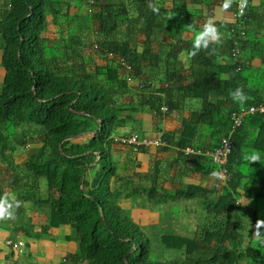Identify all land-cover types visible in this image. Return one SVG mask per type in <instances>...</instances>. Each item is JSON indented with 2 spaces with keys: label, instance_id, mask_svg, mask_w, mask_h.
<instances>
[{
  "label": "trees",
  "instance_id": "trees-1",
  "mask_svg": "<svg viewBox=\"0 0 264 264\" xmlns=\"http://www.w3.org/2000/svg\"><path fill=\"white\" fill-rule=\"evenodd\" d=\"M98 1L87 3L92 6L90 13L70 18V23L80 28L89 26L93 19L99 21L101 34L107 37L103 47L122 58L136 75L143 55L131 52L128 43L111 38L118 26L129 20L127 13L112 12L109 3ZM135 1L140 7L139 0ZM69 6L70 0H0L1 173L3 176L9 173L5 186L15 191L17 199L22 201L16 214L24 216L25 203L33 207L42 205L47 208L49 221L45 227L69 224L71 238L77 244L72 255L73 264H264V240L252 233L258 212L254 211L250 227L243 224L245 210L240 206L242 191L239 190L243 188L245 195H254L264 202V185L255 193L244 187L242 180L248 173L243 164L247 162L235 159L236 152L247 147L240 142L246 135L253 143L256 141L246 125L264 127V115L246 114L232 130V116L241 108L264 105V97L253 100L248 97L249 101L239 103L230 95L237 87L245 90L243 85L249 81L244 72L245 60L254 57V50L245 48L246 39L240 41L238 38L237 25L232 28L234 34L227 43L229 62L226 68L213 61L220 54L208 58V62L191 63L192 78L183 89L184 96L200 100L201 107L185 123L181 142L195 144L194 127L198 126L204 127L214 140L209 150L217 148L222 137H230L232 147L225 164L228 178L223 181L224 192L202 201L205 220L189 234L166 232L155 240L120 206L122 196H132L133 189L128 188L131 182L125 181V187L117 186L124 178L117 176L115 164L107 161L113 135L127 120L126 109L119 99L124 94L130 95L129 84L135 78L133 75L118 78L116 67L111 66L97 68L93 74L86 70L88 62L81 65V70H62L60 60L68 65L67 61L73 63L72 60L81 58L77 51L79 38L74 33L78 28L63 43L53 46L45 44L42 33L49 16L56 25L61 18L66 20L62 11H67ZM121 7L126 10L124 4ZM247 17L246 13L241 21ZM151 33L152 30L143 32L147 44ZM234 44H238L240 55H232ZM257 51V56L264 58V46ZM101 73L107 77L105 82ZM171 86L162 91L169 92ZM139 89L146 88L140 84ZM143 100V104H149L150 110L156 113L162 102L167 108L177 105L169 95L164 98L151 95L148 101L144 97ZM128 114L131 116L132 111ZM87 133L91 135L87 142L72 141ZM256 137L259 139L262 135ZM27 143H40V147L25 162L16 164L13 157L18 154L17 147L24 148ZM258 149L264 150V145ZM95 161L96 164L88 169ZM14 166L18 170L13 172ZM41 181H44L43 187ZM5 186L1 185V193L5 192ZM143 190L145 197L150 199L153 187ZM197 192L203 191L192 187L182 196L191 199ZM14 227L30 234L29 227L22 224Z\"/></svg>",
  "mask_w": 264,
  "mask_h": 264
},
{
  "label": "crops",
  "instance_id": "crops-1",
  "mask_svg": "<svg viewBox=\"0 0 264 264\" xmlns=\"http://www.w3.org/2000/svg\"><path fill=\"white\" fill-rule=\"evenodd\" d=\"M91 1L70 0L71 7L69 6L67 11H62L66 14V20L61 18L60 23L56 25L52 24L49 16L42 37L47 46H53L63 43L70 37L73 30L78 28L79 31L74 33L79 38L77 51L81 58L72 60L73 63L67 61L68 65L60 60L62 70H81V65L88 62L86 70L93 74L97 68L102 70L111 66L116 67L118 78H125L128 75H133L135 78L129 84V88H132L130 95L124 94L119 99V103L126 109L124 112L127 119L126 125L119 128L114 135L136 134L141 138L159 139L160 142L157 145L142 144L136 147L113 142L109 145L107 161L115 164L117 176L123 177V182H131L128 188L133 189L135 197L122 196L119 200L120 206L130 212L131 219L143 227L151 224L162 225L168 216L162 213V206L167 204L165 195H174L173 200H179L181 197L189 202L216 198L224 192L225 184L213 175L216 169L208 155L212 151L209 148H212L214 140L204 127H194L195 144L181 142L185 123L189 122L193 113L199 112L201 107L200 100L186 98L183 89L192 78L191 63L208 62V58L212 59L215 54H220L213 61L226 68L229 62L226 56L227 43L233 34L231 29L237 25V35L240 41L246 39L247 47L245 48L249 51L254 50V57L249 56L250 59L245 60L244 72L249 81L243 85L244 91L251 98L249 100L264 97V86L258 85V82L264 83V58L257 56V48L264 46L262 42L264 40V0H249L248 17L243 22L241 19L236 23L232 21L233 3L229 9L225 10L221 7V0H139L140 7L136 5L135 0H99L103 4L109 3L112 6V12L118 10L117 14L127 13L129 20L120 24L111 38L119 43H128L131 52L143 55L138 62L136 75L133 72L134 69L125 64L122 58L111 54L103 47L102 43L107 40V37L101 34L99 21L93 19L89 26L80 28L75 23H70V18L77 19V17L90 13L92 6L87 3ZM122 4L126 10L122 9ZM153 4L159 6V12L153 10ZM209 17H215V22L220 25V30L224 33L222 42H212L209 48H201L194 56L188 55L193 46L194 29H199ZM147 18H149L148 21L144 20ZM145 30H152L148 44L143 34ZM262 35L263 38H261ZM233 48L238 49L239 55L241 54L238 44H234ZM172 51L175 53L173 52L174 54L170 57ZM244 54L247 53L244 51ZM102 76V81L105 82L107 77L104 74ZM110 76L114 78L113 72ZM226 77L227 74H224L223 78ZM1 81L2 79L0 83ZM140 84L146 89L140 90ZM169 85H172V90L167 93L162 91ZM151 95H158L161 98L169 95L177 105L167 108V105L162 102L161 107L165 106L167 111L159 110V113H156L150 110L149 104H143V97L148 101ZM138 106L142 108L140 112L136 109ZM144 107L146 109L143 110ZM131 111L130 116L128 112ZM237 126L233 125L232 130ZM246 128L249 134L256 138V141L253 143L252 138L246 135L240 142L246 144L247 147L242 148L240 153L264 145V127L246 125ZM258 134L262 135L259 139L256 137ZM90 137L88 133L82 134L73 138L72 141L85 143ZM39 147L40 143H27L24 146L26 151L16 154L13 157L14 162L16 164L25 162ZM186 148H191L194 152L186 153ZM240 153L236 152L235 155L238 161L242 160ZM96 162L91 163L88 169ZM243 165L244 167L247 165L248 174L242 180V185L255 193L264 185V164L257 161ZM1 168L3 169V165H1L0 158V193L1 185H7L10 177L9 173L3 176ZM145 187L154 189L150 199L145 197L146 192L143 190ZM192 187H198L203 192H197V195L191 199L183 197L182 195L189 193ZM4 191L12 192L6 186ZM240 197V206L245 210L243 212L244 225L250 227L254 211L258 212L252 233L254 237L260 238L255 235V232L257 221L264 219V202L257 200L254 195H245L243 191ZM138 201L142 203L139 204ZM24 207L26 217L21 213L16 214L15 218L6 219L11 224L0 222V264H73L72 255L77 250V244L71 238L70 225L60 223L45 227L49 222L46 207L42 205L33 207L30 203H25ZM25 219H28L29 227L32 228L34 234L26 235L14 227L18 224L25 227ZM260 231L264 234V226H261ZM9 241H23L24 244L19 251L7 245Z\"/></svg>",
  "mask_w": 264,
  "mask_h": 264
},
{
  "label": "clouds",
  "instance_id": "clouds-1",
  "mask_svg": "<svg viewBox=\"0 0 264 264\" xmlns=\"http://www.w3.org/2000/svg\"><path fill=\"white\" fill-rule=\"evenodd\" d=\"M232 3L233 0H222L221 7L227 10L232 6ZM152 7L154 11L156 12L160 11L159 6H157L156 4H153ZM241 7L242 8L244 7V0H242L241 2ZM234 23H236V21H234ZM231 33L234 34V31L232 29H231ZM223 35L224 33L220 30V25H218L215 22V17H209L199 29H194V38L192 41L193 46L188 52V55L194 56L196 55L197 52L201 50V48H205V49L209 48L212 42L221 43ZM230 95L234 101L239 103H244L248 99V95L242 87L235 88L233 91L230 92ZM122 136H126V135H122ZM241 158L246 162L252 163L259 161L261 162V164H264V150L258 148H253L250 151L246 150L242 153ZM244 170L247 171V165H245ZM213 175L216 176L221 175L220 170L218 169L214 170ZM241 191H244V189L241 188ZM21 203L22 201L17 199L16 194L14 192L0 193V220L15 218L16 209L21 205ZM261 226H264V219H259L257 221L256 224L257 230L255 232V235L259 236L262 240H264V234H262L260 231Z\"/></svg>",
  "mask_w": 264,
  "mask_h": 264
},
{
  "label": "rangeland",
  "instance_id": "rangeland-1",
  "mask_svg": "<svg viewBox=\"0 0 264 264\" xmlns=\"http://www.w3.org/2000/svg\"><path fill=\"white\" fill-rule=\"evenodd\" d=\"M263 38V35L261 36ZM264 42V40H262ZM263 45V44H261ZM2 71L0 70V78L2 79ZM0 79V80H1ZM258 85L264 86L263 83L258 82ZM134 109V106L132 107ZM138 112L142 108L140 106L136 107ZM146 109L145 107L143 110ZM22 147V146H21ZM17 147L18 153H24V148ZM19 158V157H18ZM17 166H14L13 172L15 170H18L16 168ZM44 181H41V185L43 187ZM125 187L126 183L122 182L120 184V187ZM38 197H41L37 195ZM132 197H135V194L132 193ZM164 197L167 198V204L162 206V213L168 215L165 218V223L160 225H145L146 227L142 228L144 232L149 235L150 238L158 239L162 233L170 232L175 234H183L187 233L189 234L190 231L194 230L196 225H198L201 222H204L206 217V211L203 208L202 201L200 200H194V201H186L184 199L179 198V200H173L174 195H165ZM34 198V197H33ZM36 199V198H35ZM179 201V202H178ZM139 204H141V201H138ZM33 204V203H32ZM127 211V210H126ZM26 217V216H25ZM9 222V220L3 219L0 220V222ZM29 221L28 219L24 220V224H26V227H29ZM30 228V233H32V228ZM249 229V227H248ZM247 229V230H248Z\"/></svg>",
  "mask_w": 264,
  "mask_h": 264
},
{
  "label": "built area",
  "instance_id": "built-area-1",
  "mask_svg": "<svg viewBox=\"0 0 264 264\" xmlns=\"http://www.w3.org/2000/svg\"><path fill=\"white\" fill-rule=\"evenodd\" d=\"M222 1V0H221ZM241 2L242 0H233V6H234V13H233V21L238 22L241 20L249 7V3L247 0H244V7H241ZM239 53L238 49H232V55H237ZM128 81L131 82L130 78H127ZM161 111H167V108L165 106H162ZM253 113H258V114H263L264 115V105H257V106H250L248 108H242L238 113L234 114L232 116V119L234 120V125H237L240 121V119L246 115V114H253ZM113 142L119 143L121 145H132V146H138V145H157L159 144L160 140L159 139H147V138H141L136 134H131V135H126V136H113ZM232 143L230 140V137H223L220 140V144L217 148H215L213 151H211L208 155L211 158L212 162H214L220 172L221 175L217 176L218 179L221 181H224L228 178L227 171L225 164L227 162V157L228 154L231 151ZM186 153L194 152L193 149L191 148H186L185 149ZM198 153L200 151H197ZM23 241H9L7 245L11 246L12 249L14 250H21V247L23 246Z\"/></svg>",
  "mask_w": 264,
  "mask_h": 264
}]
</instances>
